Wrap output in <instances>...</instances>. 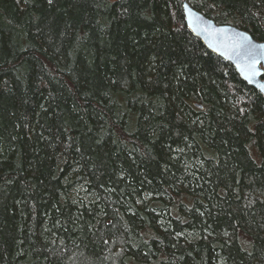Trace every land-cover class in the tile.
I'll list each match as a JSON object with an SVG mask.
<instances>
[{
  "label": "trees",
  "instance_id": "obj_1",
  "mask_svg": "<svg viewBox=\"0 0 264 264\" xmlns=\"http://www.w3.org/2000/svg\"><path fill=\"white\" fill-rule=\"evenodd\" d=\"M184 1L264 41V0H0V264H264V97Z\"/></svg>",
  "mask_w": 264,
  "mask_h": 264
},
{
  "label": "water",
  "instance_id": "obj_2",
  "mask_svg": "<svg viewBox=\"0 0 264 264\" xmlns=\"http://www.w3.org/2000/svg\"><path fill=\"white\" fill-rule=\"evenodd\" d=\"M185 23L190 32L213 54L230 63L239 77L264 97V41L232 24H218L183 3Z\"/></svg>",
  "mask_w": 264,
  "mask_h": 264
},
{
  "label": "snow or ice",
  "instance_id": "obj_3",
  "mask_svg": "<svg viewBox=\"0 0 264 264\" xmlns=\"http://www.w3.org/2000/svg\"><path fill=\"white\" fill-rule=\"evenodd\" d=\"M49 2H51V0H49Z\"/></svg>",
  "mask_w": 264,
  "mask_h": 264
},
{
  "label": "bare ground",
  "instance_id": "obj_4",
  "mask_svg": "<svg viewBox=\"0 0 264 264\" xmlns=\"http://www.w3.org/2000/svg\"><path fill=\"white\" fill-rule=\"evenodd\" d=\"M186 24V23H185ZM187 26V25H186Z\"/></svg>",
  "mask_w": 264,
  "mask_h": 264
}]
</instances>
